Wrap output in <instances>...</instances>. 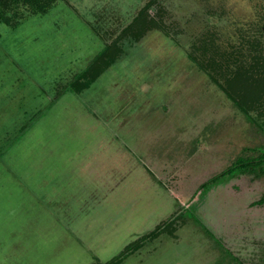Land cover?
Instances as JSON below:
<instances>
[{
	"label": "rangeland",
	"instance_id": "obj_1",
	"mask_svg": "<svg viewBox=\"0 0 264 264\" xmlns=\"http://www.w3.org/2000/svg\"><path fill=\"white\" fill-rule=\"evenodd\" d=\"M147 1L12 0L0 264L103 263L173 216L118 264H264V176L218 175L264 150V99L245 114L216 85L264 54V0H153L158 26L119 37L114 62L72 91Z\"/></svg>",
	"mask_w": 264,
	"mask_h": 264
},
{
	"label": "trees",
	"instance_id": "obj_2",
	"mask_svg": "<svg viewBox=\"0 0 264 264\" xmlns=\"http://www.w3.org/2000/svg\"><path fill=\"white\" fill-rule=\"evenodd\" d=\"M49 1L50 0H44V2ZM11 2L12 0H0V22L13 27L15 26V19L13 18V14L10 12ZM152 2L153 0L147 1L144 6L138 10L131 22L121 29L118 36H116L109 43L105 44L103 48L82 69V71L71 79L67 85L72 91L76 92L84 87H87L101 71L114 62L120 49L117 46L119 37H125L126 35L129 36L130 34V36L134 37L140 35L142 33V30L140 29L141 25H143L141 27L143 29L151 26H158V24L151 19L147 24H145L146 9L152 4ZM189 59L203 71L207 69L205 61H196L193 56H190ZM251 61L252 63H250L247 67L234 71L231 76L224 80L223 83L216 81V85L219 89L245 114H247L246 112L248 110L258 106L264 99V54L258 52L252 54ZM255 124L258 128L260 127L257 123ZM244 149L246 150V148ZM250 150H252V153L249 155L238 156L218 175L231 174L234 170H236L237 173L253 174V177L264 176V150L254 147L250 148ZM263 202L264 192L257 200H255L256 204H261ZM175 217L173 216L167 224H157L149 232L144 233L128 242L124 245L122 250L119 251V253L111 257L109 260L103 263L97 262L95 264H118L127 254L141 247L146 239L154 238L159 233L170 230L169 228L173 226L171 224L173 223Z\"/></svg>",
	"mask_w": 264,
	"mask_h": 264
},
{
	"label": "crops",
	"instance_id": "obj_3",
	"mask_svg": "<svg viewBox=\"0 0 264 264\" xmlns=\"http://www.w3.org/2000/svg\"><path fill=\"white\" fill-rule=\"evenodd\" d=\"M7 26V25H6ZM7 27H9V28H15V27H10V26H7Z\"/></svg>",
	"mask_w": 264,
	"mask_h": 264
}]
</instances>
